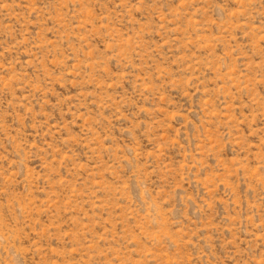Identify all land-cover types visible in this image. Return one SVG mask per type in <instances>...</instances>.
<instances>
[{
  "label": "rangeland",
  "instance_id": "obj_1",
  "mask_svg": "<svg viewBox=\"0 0 264 264\" xmlns=\"http://www.w3.org/2000/svg\"><path fill=\"white\" fill-rule=\"evenodd\" d=\"M0 264H264V0H0Z\"/></svg>",
  "mask_w": 264,
  "mask_h": 264
}]
</instances>
